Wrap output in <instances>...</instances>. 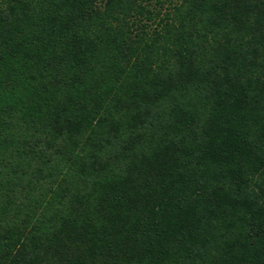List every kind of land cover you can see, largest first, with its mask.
<instances>
[{"label": "trees", "instance_id": "16d2710c", "mask_svg": "<svg viewBox=\"0 0 264 264\" xmlns=\"http://www.w3.org/2000/svg\"><path fill=\"white\" fill-rule=\"evenodd\" d=\"M0 264H264V0H0Z\"/></svg>", "mask_w": 264, "mask_h": 264}]
</instances>
